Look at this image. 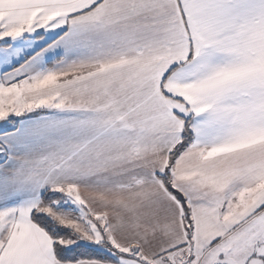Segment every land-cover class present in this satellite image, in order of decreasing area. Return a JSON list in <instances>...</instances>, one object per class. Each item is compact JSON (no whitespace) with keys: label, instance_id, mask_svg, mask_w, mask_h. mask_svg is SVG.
Returning a JSON list of instances; mask_svg holds the SVG:
<instances>
[{"label":"snow or ice","instance_id":"obj_1","mask_svg":"<svg viewBox=\"0 0 264 264\" xmlns=\"http://www.w3.org/2000/svg\"><path fill=\"white\" fill-rule=\"evenodd\" d=\"M0 264H264V0H0Z\"/></svg>","mask_w":264,"mask_h":264}]
</instances>
